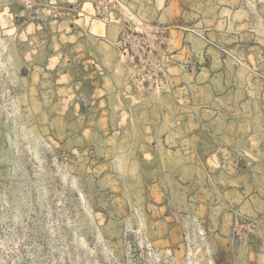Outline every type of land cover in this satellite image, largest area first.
Returning <instances> with one entry per match:
<instances>
[{"label": "rangeland", "instance_id": "rangeland-1", "mask_svg": "<svg viewBox=\"0 0 264 264\" xmlns=\"http://www.w3.org/2000/svg\"><path fill=\"white\" fill-rule=\"evenodd\" d=\"M160 2L0 0V264H264V0Z\"/></svg>", "mask_w": 264, "mask_h": 264}, {"label": "crops", "instance_id": "crops-1", "mask_svg": "<svg viewBox=\"0 0 264 264\" xmlns=\"http://www.w3.org/2000/svg\"><path fill=\"white\" fill-rule=\"evenodd\" d=\"M157 1V0H156ZM166 0H161V2H160V4H157V9L158 10H160L162 7H165V5H164V2H165ZM116 26V25H115ZM114 26V27H115ZM106 29V28H105ZM112 36L113 37H116V36H118L119 35V33H120V27L119 26H116L114 29L112 28Z\"/></svg>", "mask_w": 264, "mask_h": 264}, {"label": "trees", "instance_id": "trees-1", "mask_svg": "<svg viewBox=\"0 0 264 264\" xmlns=\"http://www.w3.org/2000/svg\"><path fill=\"white\" fill-rule=\"evenodd\" d=\"M218 261H219V259H216V260H215V262H218Z\"/></svg>", "mask_w": 264, "mask_h": 264}]
</instances>
